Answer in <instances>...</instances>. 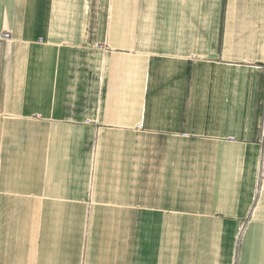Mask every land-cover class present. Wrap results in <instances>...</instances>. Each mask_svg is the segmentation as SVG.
Wrapping results in <instances>:
<instances>
[{
    "label": "crops",
    "instance_id": "0c3cea01",
    "mask_svg": "<svg viewBox=\"0 0 264 264\" xmlns=\"http://www.w3.org/2000/svg\"><path fill=\"white\" fill-rule=\"evenodd\" d=\"M0 264H264V0H0Z\"/></svg>",
    "mask_w": 264,
    "mask_h": 264
},
{
    "label": "built area",
    "instance_id": "2783aa9c",
    "mask_svg": "<svg viewBox=\"0 0 264 264\" xmlns=\"http://www.w3.org/2000/svg\"><path fill=\"white\" fill-rule=\"evenodd\" d=\"M2 38H3L4 40H8V41H10V40H11L10 32H5V33L2 35ZM97 47L101 48L102 46H97ZM140 127H141V126H138V129H140Z\"/></svg>",
    "mask_w": 264,
    "mask_h": 264
}]
</instances>
